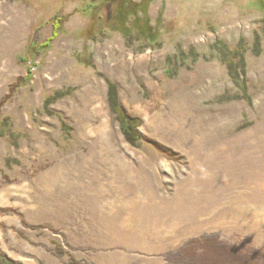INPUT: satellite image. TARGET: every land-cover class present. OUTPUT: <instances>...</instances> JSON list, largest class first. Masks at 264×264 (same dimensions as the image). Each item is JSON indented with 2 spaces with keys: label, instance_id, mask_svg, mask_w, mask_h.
I'll list each match as a JSON object with an SVG mask.
<instances>
[{
  "label": "rangeland",
  "instance_id": "rangeland-1",
  "mask_svg": "<svg viewBox=\"0 0 264 264\" xmlns=\"http://www.w3.org/2000/svg\"><path fill=\"white\" fill-rule=\"evenodd\" d=\"M88 2L0 0V102L11 93L0 113L21 135L16 144L0 135L1 250L22 264H98L214 235L245 255L264 251V56L245 57L250 101L233 99L226 66L210 58L216 42L262 36L264 0H146L160 33L152 46L108 28L113 5L101 11L103 33L89 38ZM56 15L67 17L65 33L34 54ZM189 47L198 61L167 75L166 57ZM105 76L140 120L136 146L109 109ZM66 88L49 108L68 136L42 112L43 97Z\"/></svg>",
  "mask_w": 264,
  "mask_h": 264
},
{
  "label": "trees",
  "instance_id": "trees-1",
  "mask_svg": "<svg viewBox=\"0 0 264 264\" xmlns=\"http://www.w3.org/2000/svg\"><path fill=\"white\" fill-rule=\"evenodd\" d=\"M106 5H113V21L114 27L107 25L111 31L119 32L126 40L134 37V35L147 41L149 45H160V33L152 25L147 17V2L140 0H89L83 12L87 14L92 27L88 28L84 34L89 38H94L103 33L106 28L101 17V11ZM65 16H54L52 18V35L44 42L33 48L34 54L40 50H48L51 43L59 34L65 33L62 30V22L65 21ZM81 31L75 33L78 38L84 36ZM32 46L30 45V49ZM214 49V50H213ZM212 56L215 57L226 66L228 75L233 83L238 88V93L233 99H241L250 101V95L247 93V78H246V54L250 52L254 56H264V33L260 36L255 33L253 42L248 45L245 38L241 37L234 46H228L224 42H216L211 46ZM214 51V52H213ZM26 52H28L26 50ZM29 53V52H28ZM78 60L79 63H84L86 66H92L88 58ZM200 58V53L194 48L187 49L178 48L172 55L166 57L167 65L166 73L169 76H175L177 70L182 66L191 67ZM22 62H27V56L24 54L21 57ZM106 82V98L109 109L115 115L119 123L121 133L125 140L132 146H136L139 139L137 128L140 124L139 118L130 115L127 110L119 102L118 85L111 81L108 77H104ZM31 80V74L26 78H19L17 83L11 88L10 92L16 91L19 88L27 85ZM71 88L55 90L43 97L42 112L54 116L58 119L60 130L66 136L70 135L71 128L67 125L62 116L53 112L49 107L57 101L69 96ZM9 93L4 100L0 102V108L3 102L9 99ZM0 135L11 139L15 144L20 138V134L14 131L11 127L10 119L4 117L0 113ZM199 250L204 251V254H198ZM57 255L64 256L62 249L58 248ZM165 264H264V251L253 250L248 255H245L238 249L229 246L218 240L214 235H202L186 241L178 250L169 252L165 255ZM0 264H22L20 261L9 257L0 248ZM66 264H95L87 261H79L70 258Z\"/></svg>",
  "mask_w": 264,
  "mask_h": 264
},
{
  "label": "crops",
  "instance_id": "crops-1",
  "mask_svg": "<svg viewBox=\"0 0 264 264\" xmlns=\"http://www.w3.org/2000/svg\"><path fill=\"white\" fill-rule=\"evenodd\" d=\"M180 241L170 243L160 241L158 244H150L140 248V254L120 255L119 252H113L105 262L101 260L98 264H164V254L179 247ZM21 262V261H20Z\"/></svg>",
  "mask_w": 264,
  "mask_h": 264
}]
</instances>
